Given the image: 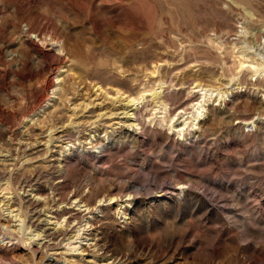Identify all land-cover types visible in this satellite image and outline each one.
Wrapping results in <instances>:
<instances>
[{"label":"rangeland","instance_id":"obj_1","mask_svg":"<svg viewBox=\"0 0 264 264\" xmlns=\"http://www.w3.org/2000/svg\"><path fill=\"white\" fill-rule=\"evenodd\" d=\"M246 60L256 75L240 67ZM97 80L109 95L119 88L139 102L136 125L98 149L84 131L116 104L92 88ZM197 84L205 108L216 110L188 127L187 112L203 98ZM224 90L232 94L220 97ZM179 110L190 120L182 136L171 126ZM50 127L75 141L58 197L131 202L125 216L115 203L95 209L94 245L85 247L92 264H264V0H0V201L13 198L10 209L21 210L12 215L30 212L21 197L46 165ZM3 208L0 264H44L50 251L70 248L65 234L40 246L29 215L21 241L12 230L20 222ZM74 208L56 218L63 232L90 216Z\"/></svg>","mask_w":264,"mask_h":264},{"label":"bare ground","instance_id":"obj_2","mask_svg":"<svg viewBox=\"0 0 264 264\" xmlns=\"http://www.w3.org/2000/svg\"><path fill=\"white\" fill-rule=\"evenodd\" d=\"M248 12V11H247ZM250 13V12H249ZM252 16V14H251ZM122 28V27H121ZM125 28V27H123ZM122 28V29H123ZM254 28V27H253ZM247 29V27H246ZM251 29V28H250ZM128 30V29H127ZM248 30V29H247ZM121 31V30H120ZM125 31V30H123ZM126 32V31H125ZM252 32V31H251ZM250 32V33H251ZM254 32V31H253ZM256 32V31H255ZM27 33V32H26ZM33 33V32H32ZM241 33V32H240ZM258 33V32H257ZM28 34V33H27ZM26 34V35H27ZM31 34V33H30ZM121 34H122V31H121ZM246 34V33H245ZM247 35V34H246ZM251 35V34H250ZM258 35V34H257ZM37 37V35H32L30 36V38L32 37ZM252 36V35H251ZM254 36H255V33H254ZM259 36V35H258ZM261 37V36H260ZM20 38V37H19ZM250 38V37H249ZM257 38V36L255 37V39ZM22 39V38H21ZM35 39V38H34ZM51 39V38H50ZM119 39V38H118ZM248 39V38H247ZM259 39V38H258ZM258 39H257V43L258 44ZM24 40V39H23ZM250 40V39H248ZM251 41V40H250ZM254 41V40H253ZM255 42V41H254ZM250 43V42H249ZM21 44V43H20ZM23 44V43H22ZM253 44V43H252ZM248 45V44H247ZM20 46V45H19ZM18 46V47H19ZM25 46V45H24ZM27 46V45H26ZM249 46V45H248ZM235 47V45H234ZM252 47V46H251ZM248 48V47H247ZM250 48V47H249ZM248 48V49H249ZM261 50V49H260ZM263 51V50H262ZM243 52V51H242ZM261 53V52H260ZM263 54V53H262ZM242 55V54H241ZM244 57V55H243ZM20 58V57H19ZM244 59V58H243ZM253 61V60H252ZM257 63V62H256ZM260 64V63H259ZM263 64V63H261ZM257 64H253L251 61H249V63L245 61H242L240 62V67L241 68H248V69H252L251 71H253L256 75V73L258 72L259 68L256 66ZM239 67V66H238ZM260 67V66H259ZM262 68V67H261ZM158 69V68H157ZM247 70V69H246ZM262 70V69H261ZM260 70V71H261ZM263 71V70H262ZM262 73V72H261ZM21 75V73L19 74ZM25 77V76H24ZM230 80V78H229ZM238 81V80H237ZM90 82V81H89ZM162 83V82H161ZM29 84V83H28ZM196 84V83H195ZM30 85V84H29ZM32 85V84H31ZM28 86V85H27ZM194 88H197V91H198V94H201L203 96V98L201 99V101H197L198 99H196L197 102L193 103L192 104V108L194 109V112H196L195 114H193L192 111H189L187 112L188 114L189 113H192V115H190V119H191V116H192V121L190 122V124L188 125V127H192V126H198V122L204 118V113L205 112H212L214 110H216L215 107H211L209 109H206L205 108V101H206V97H207V94L205 95V89L202 88V85H201V88L200 86L197 84V85H194L193 86ZM204 87V86H203ZM29 88V86H28ZM92 88L97 91V92H103L106 96H109V97H113V100L115 102V108H114V111L111 112L108 111V115L106 117H104V113L103 114H100L101 116L98 115L99 118H101L100 120H106L102 123H100L98 120L99 119H94V120H91L89 122V125H87V127L89 126V128L86 129V131H84V134L87 135L86 137H82L84 138L83 140L86 142H88V145L89 147L91 148H101L104 143L103 142V139H106V140H112L113 138L115 137H118V135L122 132V127L124 128V126L126 127H133V125H136L135 122H133L134 118V112L133 110L135 108H137V102L138 100L134 97L133 94H130V93H127L125 92L124 90H120L118 87V89H115L114 92L115 93H112V95L114 94V96H112L111 94L109 95L108 92L105 90L106 87H104V84L101 83V81H93L92 83ZM193 88V89H194ZM24 89V87H23ZM196 90V89H195ZM214 90V89H213ZM230 90V89H229ZM229 90H224V91H221L219 92L220 94V97H222L224 94H232L231 92L232 91H229ZM112 91V90H111ZM130 92V91H129ZM159 93V92H158ZM209 93V92H208ZM214 93V92H213ZM210 94V93H209ZM212 94V93H211ZM144 95H153V97L156 95H158L156 92H151L150 94H144ZM105 96V97H106ZM206 96V97H205ZM213 96V95H212ZM206 98V99H205ZM111 99V98H110ZM157 99V98H156ZM152 100V98H151ZM211 100V99H210ZM153 101V100H152ZM203 101V102H202ZM158 102H159V98H158ZM139 103V102H138ZM154 103V101H153ZM114 104V103H113ZM216 105V103H214ZM19 106V105H18ZM155 106V105H154ZM191 106V105H190ZM191 108V109H192ZM136 110V109H135ZM134 110V111H135ZM136 112V111H135ZM179 112H183L182 114L184 115H181L179 117H174L172 116L171 119H172V128L179 132V134H181V136L183 135V130L185 131L184 127L185 125L187 124V121L189 122L190 120H187V116H185L186 112L182 111V110H179ZM211 114V113H210ZM209 114V115H210ZM25 115L24 117H27L26 115L27 114H23ZM97 115V114H96ZM177 115V114H176ZM185 116V117H184ZM104 117V118H103ZM213 117V116H212ZM103 118V119H102ZM175 118V119H174ZM180 118H182L180 120ZM208 120V119H207ZM110 121V122H109ZM171 121V120H170ZM253 123L255 122L254 119H250L248 121H246L245 124H248V123ZM78 123V122H77ZM71 124V123H70ZM79 124V123H78ZM75 125V123H74ZM80 125V124H79ZM63 126V125H62ZM61 126V127H62ZM65 126V125H64ZM54 127V126H53ZM71 127H73V125H71ZM85 127V125L83 126ZM107 128H111V130H108ZM74 130H76L75 128H73ZM55 128H49L47 131L49 132L48 133V137H46L47 139L44 140V143L42 142V144L44 145V147H48V152H46L47 154L46 155H43V156H46V161H44L46 163V165L41 169V171L37 172L39 174H37L35 176V178H31L24 186H25V190H24V193H23V202H25V204H27L28 206H30V212L29 214H26V216H24L23 212L22 214L19 212V213H16V214H11L12 211L14 210H18L19 206H17L18 208L17 209H10V204L12 203L13 201V198H12V201L10 200L11 197H8L7 199L5 200H1L0 201V206L4 209V210H8V213L7 215H10L11 218L12 216H15L16 219H13V220H17L19 221L20 223L18 224H14L13 228L10 227L13 231H16L17 234L21 233V241H23V234H22V229L23 228H26L22 223H25V220L27 217V215H29V225H27L28 229L30 231L28 232H33L32 235H35L36 236V239L35 240H40L39 242V245L40 243H43V246H47V245H44V243H50L52 242L53 240H56L59 236H62L63 234H65V243L64 245H67L68 247L70 248H67V250L69 251H58V250H52L50 251L49 255L45 257V259L43 261L44 264H73L72 261H74L72 258H68V257H64L62 256V254L64 255H71L72 257L75 256V255H78V256H82L85 258V261L88 262V263H91L93 262V255L89 254L88 251H85V247L89 249L90 246H93L94 243L92 242H89L87 240L89 239H92L89 235V229H92L91 227L92 226V222H91V219H95V209L98 208L97 206L98 205H102V204H105V205H109V204H114V212L116 213H122L120 215L122 216H125V211H124V208L126 206L130 207L131 206V202L129 201H126L123 200V201H120L118 202V200L120 199L121 200V196L119 195H101L99 197H97V201L95 204L91 203L90 199L88 196H84V195H79V194H76V193H72L70 192L71 196L69 199H65V200H62L60 197H58V188L61 186L62 182L64 181V176H65V161L66 160V157L68 156L69 152H70V148L71 146H74L73 143L75 141L69 139V137H66V134L62 133L61 135H58L56 137L53 136L54 132H55ZM101 130L103 131V135L101 134L100 135V132ZM59 131V130H58ZM64 131V130H63ZM62 131V132H63ZM77 131V130H76ZM75 131V132H76ZM88 131V132H87ZM110 131V133H109ZM192 131V130H191ZM118 132V133H117ZM190 132V131H189ZM188 132V134H189ZM123 133V132H122ZM125 134V133H124ZM106 136V137H105ZM131 137V136H130ZM78 138V137H77ZM103 138V139H102ZM76 139V138H74ZM79 140V139H78ZM81 140V139H80ZM104 140V141H106ZM82 141V140H81ZM54 142H59L55 145ZM84 142V143H85ZM83 143V144H84ZM75 144V143H74ZM42 145V146H43ZM51 146L53 147H58V150L52 148ZM68 147V148H66ZM75 147V146H74ZM43 148V147H42ZM47 149V148H46ZM67 150V151H65ZM46 151V150H45ZM45 154V153H44ZM5 156V155H4ZM43 158V157H42ZM45 158V157H44ZM36 159V158H34ZM42 160V159H41ZM15 161V160H14ZM24 161V160H23ZM30 161V160H29ZM34 161V160H33ZM37 161V160H36ZM22 163V162H21ZM24 163H27V161H24ZM22 163V164H24ZM29 163H32V162H29ZM37 164V163H36ZM35 165V164H34ZM38 165V164H37ZM33 166V165H31ZM12 167L11 169L13 170V166H10ZM29 167V165L27 166ZM27 167H23V168H26ZM35 167V166H34ZM40 166L38 165V168ZM69 167V166H68ZM8 168V166H7ZM31 168V167H30ZM24 169V170H26ZM69 169V168H68ZM15 170V169H14ZM23 170V171H24ZM34 170V169H33ZM21 171V172H23ZM12 172V171H11ZM10 172V174H11ZM18 172V171H16ZM36 172V171H35ZM33 172V173H35ZM8 173V172H7ZM15 173V172H14ZM70 173V172H69ZM9 174V175H10ZM12 175V174H11ZM15 175V174H14ZM22 175V173H21ZM34 176V175H31V177ZM67 176V175H66ZM69 176V175H68ZM10 178V176L8 177ZM12 178V176H11ZM66 178V177H65ZM27 179V178H26ZM43 179V180H41ZM67 179V178H66ZM41 180V183L43 182L44 183V190H49L48 192L44 193V194H41V187L39 185L40 181ZM6 181H7V178H6ZM23 182V181H22ZM6 183V182H5ZM86 183V182H85ZM7 184V183H6ZM88 186V185H87ZM22 187V186H21ZM23 188V187H22ZM14 190V189H13ZM21 190V189H20ZM73 190V189H72ZM76 190V189H75ZM88 190V189H87ZM86 190V191H87ZM22 191V190H21ZM60 191V190H59ZM74 191V190H73ZM78 191V190H77ZM89 191V190H88ZM109 192V191H108ZM15 193V191H14ZM18 193V195L20 194L19 192H16ZM111 193V192H110ZM85 194V193H84ZM16 195V194H15ZM18 195H16L18 197ZM5 196V195H4ZM127 196V195H126ZM13 197V195H12ZM69 197V196H68ZM92 197V196H91ZM4 198V197H3ZM15 198V197H14ZM19 198V197H18ZM94 198V197H92ZM49 199V200H48ZM61 199V200H60ZM18 200V199H17ZM20 200V198H19ZM21 201V200H20ZM14 202H16L14 200ZM19 202V201H18ZM16 202V203H18ZM93 202V201H92ZM123 203H127V205H124V207L122 206ZM19 204V203H18ZM66 204H73L72 206H75L78 210V212H83L81 214H88L90 216H88V218H81L80 221H76V222H73L71 224V227H69L68 224H70L71 222H69L67 225H68V229L67 227L65 228V231L63 232L62 227L63 225H61V220H57L56 218H63V216L67 215L66 217L70 218L71 217V210H66L67 208H71L69 205H67L66 207ZM20 205V204H19ZM22 205V204H21ZM20 205V206H21ZM26 205V207H27ZM100 207V206H99ZM121 207H123V210H121ZM105 208H107L108 210L110 209V206H106ZM19 210H21L19 208ZM75 210V208H74ZM75 210V211H76ZM98 210L100 212H104L103 209H100L98 208ZM24 211V210H23ZM1 212V211H0ZM77 212V213H78ZM4 213V212H3ZM2 214V212L0 213V215ZM3 215V214H2ZM79 215V214H78ZM103 215V214H102ZM4 216V215H3ZM61 218V219H62ZM129 218V217H128ZM64 219V218H63ZM2 220V219H1ZM12 222V221H11ZM27 223V222H26ZM12 225V223L10 224V226ZM66 225V224H65ZM17 227V228H16ZM65 227V226H64ZM66 229L68 230V232H66ZM11 230V231H12ZM25 230V229H24ZM14 233V232H12ZM85 236H84V234ZM60 238V237H59ZM25 240V239H24ZM58 240V239H57ZM56 240V241H57ZM83 240H86L85 242ZM58 242V241H57ZM41 246V245H40ZM39 246V247H40ZM42 246V247H43ZM84 246V247H83ZM48 248V247H46ZM54 248V247H53ZM52 248V249H53ZM58 248V247H57ZM50 249V248H49ZM56 249V248H55ZM93 249V248H92ZM94 250V249H93ZM40 253V251L38 250L37 251V254L38 255ZM95 255V254H94ZM35 256V255H34ZM57 257V258H56ZM59 257L61 258H64V260L62 262H60L59 260L57 259H60ZM95 263V262H94ZM42 264V263H41ZM92 264V263H91ZM97 264H100L99 262ZM103 264V263H102ZM105 264H107L105 262Z\"/></svg>","mask_w":264,"mask_h":264}]
</instances>
